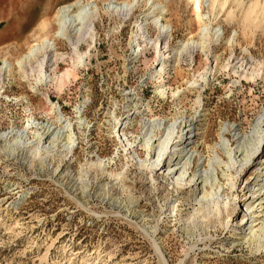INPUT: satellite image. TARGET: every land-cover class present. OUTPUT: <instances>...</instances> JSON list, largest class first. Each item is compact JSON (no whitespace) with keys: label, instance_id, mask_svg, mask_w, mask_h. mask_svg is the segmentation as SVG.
Returning <instances> with one entry per match:
<instances>
[{"label":"rangeland","instance_id":"374dc122","mask_svg":"<svg viewBox=\"0 0 264 264\" xmlns=\"http://www.w3.org/2000/svg\"><path fill=\"white\" fill-rule=\"evenodd\" d=\"M60 1L0 0V66L7 60L13 68L0 84V133L32 122L59 126L62 117L74 125L78 138L71 168L74 177L78 179L79 163L90 153L94 159L97 155L113 159L110 170L125 172L128 190L123 192L113 182L109 186L115 187L106 196L96 183L84 193V183H76L75 178H53L49 172L35 175L0 154V264H264V251L251 254L245 246L231 248L236 215L226 220V228L212 230V237L200 238L189 236L178 222L168 219L165 211L177 198L176 192L168 190L159 175L151 182L145 172L131 164L126 167L124 152L113 134L114 118H126L136 103L143 112L134 116L126 132H140L137 122L142 118H160L166 123L194 119L200 129L194 148L205 166L224 125H234L246 135L264 112V79L239 83L220 65L231 58L234 62L243 60L248 67L264 64V23L249 25L240 8L212 10L211 0L190 5L185 0H150L149 5L159 8L154 14L162 10L174 26L167 49L171 53L165 75L167 94L162 97L155 87L156 52L151 45L145 48L141 44L144 48L140 49L133 36L136 21L151 24L154 15L143 11L146 0H140L143 3L133 16L96 18L94 39L79 47L82 65L78 78L58 92L45 83L20 79L17 61L36 39L31 32L18 37L27 31L28 9L55 3L53 17ZM84 1L97 11L105 4L116 6L127 0ZM145 27L156 39V29ZM199 29H204L202 34ZM188 40L205 42L200 45L204 49L197 48L192 61L185 58L177 66L173 53ZM203 50L210 55L208 63ZM57 52L67 56L66 62L59 63L58 71L63 72L70 67L71 49L61 41ZM204 71L206 81L198 82L196 88L188 85ZM78 108L81 116L76 113ZM226 137L235 146L231 136ZM137 151L145 158L143 150ZM252 170L241 176L238 190L245 186ZM74 183L77 188L72 189ZM20 186L23 192L13 195Z\"/></svg>","mask_w":264,"mask_h":264},{"label":"bare ground","instance_id":"6f19581e","mask_svg":"<svg viewBox=\"0 0 264 264\" xmlns=\"http://www.w3.org/2000/svg\"><path fill=\"white\" fill-rule=\"evenodd\" d=\"M149 1L146 0L142 9L151 15L159 8L153 7V3L149 5ZM185 1L188 5L191 2L201 3V0ZM51 2H47L45 6L37 4L28 9L29 16L24 25L27 31H19L18 37L23 38L31 32V37L36 39L28 46L27 51L20 55L17 61V75L23 80L53 86L58 92H62L72 80L78 78V68L82 65L79 47L83 42L87 43L88 39H94L96 18L103 20L105 16L111 15L119 19L133 16L143 3L140 0H127L116 6L108 3L104 8H97L96 11L92 3L84 4V0H61L56 4V8L58 6L60 8L52 17L50 15L53 13L52 8L55 3ZM210 2L209 7L212 10L216 8L223 10L227 6L240 8L251 26L264 23V0H211ZM71 17L74 21H70ZM150 18L153 19L151 24L136 21V31L133 36L138 41L140 49L143 47L141 44H144L145 48L149 45L154 48L157 60L154 67L157 73L155 87L157 93L165 97L168 82L165 79L166 68L168 60L171 59V53H168L167 49L170 47L174 26L162 10ZM147 25H152L156 29V39L149 36V31L145 27ZM203 31L204 29H199V34ZM207 37L213 39L209 35ZM61 41L70 47L72 53L71 57H68L70 67L63 72L58 71L59 63L66 62L67 56L57 52L58 43ZM201 44L205 42L188 40L180 45L172 56L177 66L185 58L191 60ZM203 47L201 48L204 49ZM203 52L208 63L210 55L207 51L203 50ZM231 59L221 63V69L232 73L239 79V83L250 84L258 79H264L263 62L248 67L243 60L234 62ZM7 63L8 61L4 60L3 66H0V84L13 70ZM215 63L217 67L219 65L217 59ZM6 73L9 74L5 75ZM206 74L207 71H204L194 81L188 82V85L196 88L198 82L206 81ZM134 106L123 120L118 121L117 117L114 118L113 134L119 143V150L122 149L121 151L124 152L126 167L131 164L139 171L145 172L151 182H155V175H159L167 185V189L176 192L177 198L168 203L169 207L165 211L169 213L168 219L178 222L189 236L200 238L203 235L212 237L211 231H216L218 227L226 228L228 225L226 220L233 214L238 218L235 226H232L235 228L231 235V248L245 246L251 254L264 251V112L246 135H242L234 125H224L220 132V141L212 148L213 151L211 149L208 162L204 166V162L200 164L201 158L197 157L198 152L194 148V138L198 135L196 131L200 130L196 120L174 119L171 123H166L160 118L151 120L142 118L137 122L140 132L137 134L126 132V128L132 125L134 116L139 117L143 112L137 107V103ZM85 112L84 110L83 114ZM76 113L81 116V109L78 108ZM58 123L59 126L54 127L32 122L25 127L12 128L0 133V154L8 160L16 161L20 168L34 171V174L49 172L53 178L59 175L75 178L71 169L75 155L74 147L78 141L74 125L66 122L62 117H59ZM80 123L83 126L85 124L82 121ZM226 135L231 136L235 146ZM137 148L144 151L145 158L140 156ZM219 151L225 158L221 157ZM113 163V159L105 160L98 155L94 159L89 153L84 162L79 163L78 179L75 178V182L84 183L81 187L84 193L96 183L106 191V196H109L110 189L115 187H110L113 182H116L123 192L128 190L125 172L110 170ZM250 170H252L251 177L246 180L245 186L238 190L239 179ZM103 181L106 182L102 183ZM76 183L72 189L77 188ZM20 188L13 195L23 192V187ZM246 188L248 191L244 193ZM11 205L12 203L7 209ZM195 246L194 244L193 247Z\"/></svg>","mask_w":264,"mask_h":264}]
</instances>
